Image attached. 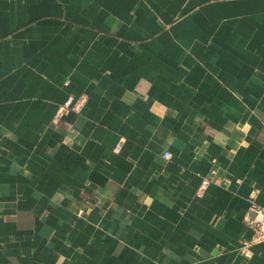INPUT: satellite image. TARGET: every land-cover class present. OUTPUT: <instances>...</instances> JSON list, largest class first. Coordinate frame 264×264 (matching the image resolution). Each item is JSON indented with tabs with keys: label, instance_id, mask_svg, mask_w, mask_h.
I'll list each match as a JSON object with an SVG mask.
<instances>
[{
	"label": "crops",
	"instance_id": "1",
	"mask_svg": "<svg viewBox=\"0 0 264 264\" xmlns=\"http://www.w3.org/2000/svg\"><path fill=\"white\" fill-rule=\"evenodd\" d=\"M252 208L264 0H0V264H264Z\"/></svg>",
	"mask_w": 264,
	"mask_h": 264
},
{
	"label": "built area",
	"instance_id": "2",
	"mask_svg": "<svg viewBox=\"0 0 264 264\" xmlns=\"http://www.w3.org/2000/svg\"><path fill=\"white\" fill-rule=\"evenodd\" d=\"M83 96H75L73 94L68 95L63 103L60 105L58 110L53 114L52 121L54 123H59L62 121L63 117L68 114H79L83 108L84 104ZM118 150V148H115ZM163 157H170L169 152L163 153ZM211 179L203 178L201 179L200 185L197 187L195 194L197 196H202L206 187L208 186ZM255 194V191L251 192V197ZM255 216L253 219L249 220V224L254 230V235L250 241H244L241 243L240 253L243 257L249 258L251 256V246L257 243L264 242V208H252Z\"/></svg>",
	"mask_w": 264,
	"mask_h": 264
}]
</instances>
